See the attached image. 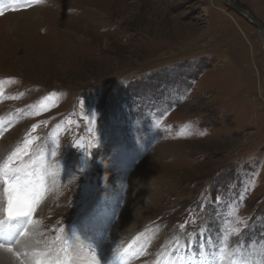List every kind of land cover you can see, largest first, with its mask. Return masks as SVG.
I'll return each instance as SVG.
<instances>
[{
    "label": "rangeland",
    "instance_id": "rangeland-1",
    "mask_svg": "<svg viewBox=\"0 0 264 264\" xmlns=\"http://www.w3.org/2000/svg\"><path fill=\"white\" fill-rule=\"evenodd\" d=\"M232 1L264 26V0ZM0 8V161L38 124L16 166L34 178L56 170L34 210L38 248L58 235L66 246L75 228L83 250L61 253L62 263L114 254L125 264H196L201 249L220 264L264 262L257 24L224 0H0ZM76 141L91 153L83 172L67 148ZM65 172L75 178L65 182ZM233 215L246 223L239 235Z\"/></svg>",
    "mask_w": 264,
    "mask_h": 264
},
{
    "label": "snow or ice",
    "instance_id": "snow-or-ice-1",
    "mask_svg": "<svg viewBox=\"0 0 264 264\" xmlns=\"http://www.w3.org/2000/svg\"><path fill=\"white\" fill-rule=\"evenodd\" d=\"M39 2V0H37ZM9 10H18L16 6H9ZM4 8H0V16L4 15ZM17 97H9V99H16ZM46 97L45 99H50ZM40 108H45L46 105L42 101L39 105ZM50 110V109H49ZM37 115L42 114L37 112ZM94 122V117L90 120V123ZM39 125H33L28 133L25 134V139L20 146H17L8 156L0 161V186L3 187V207H0V248H6L8 252L13 251V246L21 245L25 249L23 252H16L15 255L20 257L24 256L22 264H61V253H64V258L70 252L82 251V246L79 243L75 228L65 235L63 238V244L66 246H58L61 237L58 235L51 244H45L43 250L35 247L39 245L41 241L35 239L38 233L37 228L39 221L34 219V210L40 203L46 198L48 191L51 190V185L46 182V178L52 179V184H55L56 170L54 165H48L47 169H44L39 178H34L33 172L27 168H21L16 166L23 156H27L31 151L33 143L39 139L38 136H32ZM0 129V134H2ZM58 143L53 144L49 151V157L54 159L58 154ZM68 149H75L80 154L79 167L77 172H83L86 163L85 156L90 157L91 153L86 151V146L82 142L76 141L67 145ZM63 169V163L61 164V170ZM65 182H68L75 178L74 173H64ZM219 203V198L216 201ZM203 208V205H201ZM195 218H193V223ZM187 223V222H186ZM231 234L239 235L242 227H246V223L233 215L229 221ZM235 224L237 227L232 228L231 225ZM184 225H181L183 228ZM52 231H58L64 233L65 228L61 227L58 230L53 227ZM24 238L23 240L21 238ZM191 239V237H190ZM176 245H179V241H176ZM96 247H99L97 244ZM227 248L226 244H223L220 248L215 249V252L221 256L225 254ZM27 249H31L29 252ZM93 255L95 250L92 249ZM177 247L174 246L171 252H176ZM124 252H128L125 249ZM134 253H129L133 255ZM233 255H237L233 253ZM96 264H100L97 260ZM106 264V262H105ZM185 264H192L191 261H185ZM196 264H220L218 257L213 256L211 253L205 257L203 249L200 250L197 256ZM229 264H257L256 261H249L241 256L238 260H230ZM264 264V262H261Z\"/></svg>",
    "mask_w": 264,
    "mask_h": 264
},
{
    "label": "bare ground",
    "instance_id": "bare-ground-1",
    "mask_svg": "<svg viewBox=\"0 0 264 264\" xmlns=\"http://www.w3.org/2000/svg\"><path fill=\"white\" fill-rule=\"evenodd\" d=\"M22 240L24 239L23 237L21 238ZM36 239V238H35ZM39 239V238H38ZM38 245H35V247H37ZM38 248V247H37ZM40 248V247H39ZM42 250V247L40 248ZM15 250L16 251H20V252H23L25 251L24 248H22L21 245H17L15 246ZM29 252H31V249H27ZM81 252V251H80ZM78 252V254L80 253ZM81 256H78L77 259H78V264H83L82 263V259L85 257V254H80ZM23 258V260L25 259L23 255L20 256V258ZM83 257V258H82ZM22 258L21 260H18V259H14V257L10 254V252H8L6 250V248H0V261L2 262L1 264H22ZM125 258V257H124ZM101 259V258H100ZM81 260V261H80ZM102 261V264H104L106 262V264H125L124 260L120 257H118V255H114V254H111L110 257L108 259H106L105 261L104 260H101ZM92 264H95L94 262H91ZM33 264H34V261H33ZM61 264H72L70 261L66 262V263H62L61 261Z\"/></svg>",
    "mask_w": 264,
    "mask_h": 264
},
{
    "label": "water",
    "instance_id": "water-1",
    "mask_svg": "<svg viewBox=\"0 0 264 264\" xmlns=\"http://www.w3.org/2000/svg\"><path fill=\"white\" fill-rule=\"evenodd\" d=\"M227 4H229L230 6H232L236 11H238L239 13L243 14L244 16L248 17L249 20L255 24L258 25L259 27V31H260V35H261V38L264 42V26L263 24L258 20L256 19L250 12L249 10L245 9L244 7L234 3L232 0H224ZM102 258V257H101ZM102 260L105 261V258H103Z\"/></svg>",
    "mask_w": 264,
    "mask_h": 264
}]
</instances>
